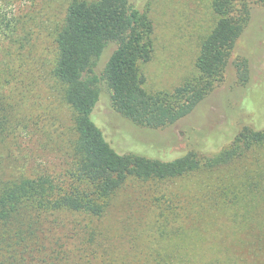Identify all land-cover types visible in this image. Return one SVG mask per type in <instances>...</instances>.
<instances>
[{
  "label": "rangeland",
  "instance_id": "rangeland-1",
  "mask_svg": "<svg viewBox=\"0 0 264 264\" xmlns=\"http://www.w3.org/2000/svg\"><path fill=\"white\" fill-rule=\"evenodd\" d=\"M68 1L15 0L0 7L7 16L13 12L30 15L35 37L22 54L19 77L25 103L33 108L40 129L35 131L30 125V135L23 129L18 142L9 145L10 162L26 173L57 174L63 168L61 151L42 129L50 130L56 139V132H66L70 126L69 108L56 94L50 75L55 56L50 31ZM131 2L147 12L153 27L152 57L140 66L145 76L143 88L148 92L171 90L195 71L201 41L215 24L210 0ZM115 47L110 43L104 49L95 67L97 73ZM240 58L247 63L243 82L235 66ZM91 118L119 153L149 158L187 151L209 156L226 146L243 126L264 128V3L252 1L249 21L235 42L222 80L185 115L153 126L134 124L113 110L109 92L102 87ZM252 168V179L246 178L241 166L165 181L130 178L99 217L78 212L41 217L36 242L21 255L17 251L14 262H4L264 264L262 193L253 202L236 204L219 197L214 186L209 187L220 181L217 177L225 184L233 178L245 182L239 183V197L250 199L257 188L250 184L248 189L249 182L264 177L255 163Z\"/></svg>",
  "mask_w": 264,
  "mask_h": 264
},
{
  "label": "trees",
  "instance_id": "trees-1",
  "mask_svg": "<svg viewBox=\"0 0 264 264\" xmlns=\"http://www.w3.org/2000/svg\"><path fill=\"white\" fill-rule=\"evenodd\" d=\"M14 1L0 0V7ZM252 1L210 0L215 24L201 41L195 71L171 90L148 92L140 68L153 52V27L147 12L131 0H69L50 31L55 50L50 75L56 94L69 108L70 126L66 132H56V139L50 130L41 128L61 151L63 168L57 174L26 173L10 162V146L18 142L22 130L30 135V125L35 131L40 129L33 108L25 103L19 77L22 54L35 37L26 12L7 16L0 11V264L14 262L17 251L21 255L36 242L41 217L61 212L99 217L130 178L165 181L241 166L246 178L252 179L253 163L256 170L264 171V128L243 126L226 146L209 156L187 151L149 158L119 153L91 118L102 87L109 92L113 110L134 124L153 126L188 113L222 80L235 42L249 21ZM110 43L116 47L97 73L96 64ZM235 66L243 82L246 59H237ZM217 178L220 181L209 187L214 186L222 199L248 204L255 196H264V177L249 182L248 189L250 184L257 188L250 199L238 195L243 181L231 178L225 184Z\"/></svg>",
  "mask_w": 264,
  "mask_h": 264
}]
</instances>
